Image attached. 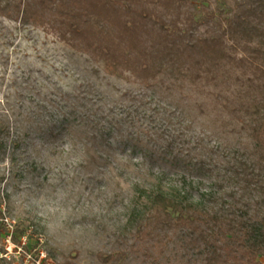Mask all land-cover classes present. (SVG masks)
Here are the masks:
<instances>
[{"label":"rangeland","instance_id":"obj_1","mask_svg":"<svg viewBox=\"0 0 264 264\" xmlns=\"http://www.w3.org/2000/svg\"><path fill=\"white\" fill-rule=\"evenodd\" d=\"M233 1L158 6L204 34L222 30L218 22ZM248 71L225 62L195 82L165 77L148 88L128 73L109 74L103 61L49 28L0 16V120L10 132L0 154V264L41 256L42 264H59L75 255L74 264H201L173 242L160 253L147 250L134 231L152 191L185 185L206 206L228 156L251 152L252 103L260 94ZM135 100L153 114L151 126L183 141L178 157L161 156L133 138L146 120L112 136L102 130L111 108ZM198 158L212 174L192 165ZM98 252L117 258L105 262Z\"/></svg>","mask_w":264,"mask_h":264},{"label":"trees","instance_id":"obj_2","mask_svg":"<svg viewBox=\"0 0 264 264\" xmlns=\"http://www.w3.org/2000/svg\"><path fill=\"white\" fill-rule=\"evenodd\" d=\"M162 2L171 0H0V16L49 28L72 48L103 61L109 74L128 73L148 88L165 77L195 82L225 62L249 69V82L260 94L252 103L257 118L250 132L251 152L228 156L223 178H216L207 192L206 206L185 185L174 192L160 187L152 191L134 238L159 253L173 242L182 255L199 256L201 264H260L264 256V0H234L224 22H218L222 30L204 34L192 29V23L178 22L165 13L158 6ZM138 101L111 108L102 130L112 136L124 126L136 128L146 120L147 126L136 128L133 138L161 156L178 157L183 141L160 124L151 126L153 114ZM9 136V126L0 120V154ZM190 162L203 172L213 170L202 158ZM75 256L59 264H74ZM98 256L105 262L117 258L111 252Z\"/></svg>","mask_w":264,"mask_h":264},{"label":"built area","instance_id":"obj_3","mask_svg":"<svg viewBox=\"0 0 264 264\" xmlns=\"http://www.w3.org/2000/svg\"><path fill=\"white\" fill-rule=\"evenodd\" d=\"M11 238V235H7V238H6V241H9ZM2 256V255H1ZM43 256H41L40 258L38 259H35V260H27L26 261V264H42L43 263Z\"/></svg>","mask_w":264,"mask_h":264}]
</instances>
